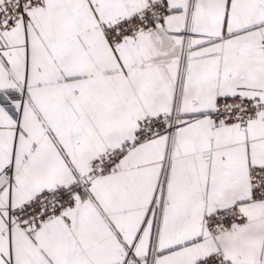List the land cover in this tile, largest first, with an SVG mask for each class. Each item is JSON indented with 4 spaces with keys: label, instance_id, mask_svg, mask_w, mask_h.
Returning a JSON list of instances; mask_svg holds the SVG:
<instances>
[{
    "label": "snow or ice",
    "instance_id": "obj_1",
    "mask_svg": "<svg viewBox=\"0 0 264 264\" xmlns=\"http://www.w3.org/2000/svg\"><path fill=\"white\" fill-rule=\"evenodd\" d=\"M0 264H264V0H0Z\"/></svg>",
    "mask_w": 264,
    "mask_h": 264
}]
</instances>
